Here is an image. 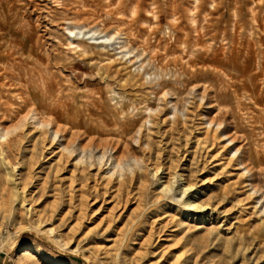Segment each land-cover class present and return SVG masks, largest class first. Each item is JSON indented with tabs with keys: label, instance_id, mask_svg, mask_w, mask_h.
I'll list each match as a JSON object with an SVG mask.
<instances>
[{
	"label": "rangeland",
	"instance_id": "obj_1",
	"mask_svg": "<svg viewBox=\"0 0 264 264\" xmlns=\"http://www.w3.org/2000/svg\"><path fill=\"white\" fill-rule=\"evenodd\" d=\"M5 263L264 264V0H0Z\"/></svg>",
	"mask_w": 264,
	"mask_h": 264
},
{
	"label": "bare ground",
	"instance_id": "obj_2",
	"mask_svg": "<svg viewBox=\"0 0 264 264\" xmlns=\"http://www.w3.org/2000/svg\"><path fill=\"white\" fill-rule=\"evenodd\" d=\"M133 12V11H132ZM42 250V249H41Z\"/></svg>",
	"mask_w": 264,
	"mask_h": 264
},
{
	"label": "crops",
	"instance_id": "obj_3",
	"mask_svg": "<svg viewBox=\"0 0 264 264\" xmlns=\"http://www.w3.org/2000/svg\"><path fill=\"white\" fill-rule=\"evenodd\" d=\"M5 264H7V263H5Z\"/></svg>",
	"mask_w": 264,
	"mask_h": 264
}]
</instances>
